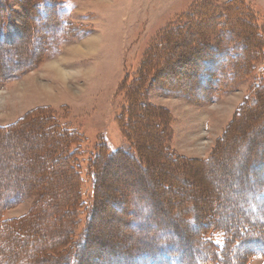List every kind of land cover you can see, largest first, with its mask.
Listing matches in <instances>:
<instances>
[{"label":"rangeland","instance_id":"obj_1","mask_svg":"<svg viewBox=\"0 0 264 264\" xmlns=\"http://www.w3.org/2000/svg\"><path fill=\"white\" fill-rule=\"evenodd\" d=\"M63 1L64 24L71 34L61 44L44 42L30 70L0 81V127L26 121L45 109L43 114L50 115L59 128L82 138L80 150L86 160L102 143L110 152L125 151L138 158L133 164L124 159L102 162L99 191V184L87 178L84 165L85 206L73 242L81 240L88 226L92 236L81 250L89 255L86 263L129 264L133 245L147 247L167 237L174 247L202 255L204 248L195 238L185 242L190 227L196 231L216 218L235 228L243 216L257 218L251 203L258 200L254 192L264 175L258 170L244 173V169L258 164L248 162L251 151H264V103L261 111H251L264 92V0ZM3 2L25 30L30 0ZM3 17L0 10L2 24ZM178 28L182 35L175 39L170 34ZM248 37L260 43L259 51L252 50L257 56L251 51L255 60L250 70L230 90L213 89L228 55L232 50L241 52ZM31 44L25 32L2 43L0 65L20 60V47L31 49ZM166 48L169 53L159 56ZM155 49L157 54L152 53ZM150 57L155 60L151 71ZM192 67L201 73L187 74ZM198 79L206 81L207 95L201 102L187 94ZM21 141L42 152L43 144L34 136ZM6 148L0 146V183L8 178L18 183L21 172L5 170V157L12 158ZM13 149L16 155L18 149ZM11 161L10 165L21 163ZM96 197L98 210L89 223ZM41 198L40 192L31 194L7 209L3 219L27 217ZM132 212L142 216L141 233L127 237L132 227L123 216ZM155 213L167 224L158 234H152L158 225L146 222ZM192 214L204 215L196 227ZM170 221L176 232L181 229L180 237L172 234ZM68 248L51 256H62ZM249 249L256 248L242 245L237 253ZM190 252L186 251L187 258ZM246 264H264V256L250 258Z\"/></svg>","mask_w":264,"mask_h":264},{"label":"trees","instance_id":"obj_2","mask_svg":"<svg viewBox=\"0 0 264 264\" xmlns=\"http://www.w3.org/2000/svg\"><path fill=\"white\" fill-rule=\"evenodd\" d=\"M3 1L0 0V10L5 13V17H3L5 19L4 24L0 22V45L12 37H22L23 32L30 37L31 43L35 44L34 47L32 44L30 45L31 49L20 47V60L0 65V81H9L32 68L37 61L36 58L44 50L42 45L44 42L52 45L61 44L71 33H68L66 24H64L63 0H30L31 8L26 11L29 23L24 25L26 31L16 24L12 11ZM170 35L175 39L179 38L182 35V29L178 28ZM243 43L247 45L241 48V52L232 50L228 55V62L218 72L220 78L214 81L213 89L230 90L250 70L252 61L257 56L253 51L260 50V43L249 40V37ZM166 50L167 48L158 53L155 49L152 53H158L160 56L165 52L169 53ZM152 59L150 57L147 63L150 71L155 61ZM181 59H185V56H182ZM189 73L191 75L195 73L193 67L189 68L187 74ZM195 74L198 76L197 72ZM205 86L206 81L198 79L194 87L187 90V94L198 98L199 101H196L201 102V99L207 95ZM263 103L264 92L260 94L259 103L257 102L252 108V113L261 111ZM136 104L132 113L136 111L138 105ZM44 112H46L45 109L40 110V113L35 117H30L26 121L8 127H0V146L5 144L6 150L12 153L11 159L8 156L5 157L7 161L4 163L5 170L8 174L9 167L16 174L18 171L21 172L18 183L15 179H13L15 183H11V178L0 183V264H87L86 257L89 255H84L81 250L89 237L92 236L88 226L81 240L78 243L73 242L75 230L79 224L80 212L85 206L81 194L83 174L85 173L84 165H87V178L94 185L99 184L97 187L99 191L101 189L100 177L105 169H101L102 162L121 161V159L130 164L139 162L138 158L130 156L128 152H110L108 146L103 143L91 158L86 160L82 155L85 152L82 153L80 150L82 138L80 139L79 135L65 130L63 127L59 128L53 118L43 114ZM133 120H136L135 115ZM31 135L40 140L41 145L43 144L40 154L38 150L31 149L30 145L22 144L21 140L25 141ZM14 146L18 149L16 155L15 152L13 154ZM216 157L212 158L209 163L214 162ZM15 159L22 164L10 165L9 161L14 162ZM248 162L251 164L258 162V164L244 169V173L258 170L260 174L264 175V151L261 153L251 151ZM251 180L253 183L256 182L254 177ZM19 184L22 186L20 187ZM36 192H40L42 198L35 212L17 221L3 219L7 209L18 205ZM254 193L258 200L251 203V206L254 207L255 212H258L257 218L249 215L243 216L235 228L216 221V218L209 220L204 227L198 228L196 231L189 228L190 232L187 235L188 238H185V242H188L187 239L195 238V242L204 248L202 255L192 254L189 248L174 247L172 239L167 237L153 241L147 247L133 245L132 252L128 256L129 264H246L250 258L258 255L264 256V213L262 211L260 213V209L264 210V182H260ZM97 199L98 197L95 198L89 209V223L92 222L98 210ZM138 200L142 202V198H138ZM203 216L192 214L191 221L194 227L197 226V223L202 222ZM123 217L126 225L132 227L130 232L128 231L127 237L141 233L138 231L140 227L138 223L142 219L139 212H132L129 216L127 214ZM146 222L149 225H158V230L153 231L152 234H158L163 228H167L166 223L162 224L159 221L157 213L152 218H148ZM173 223L170 221V225L168 224L172 228V234L180 237L181 229L178 228V232H176ZM176 225L178 226V224ZM140 236L144 237L143 234ZM66 245L69 248L64 251L62 256H51V252ZM242 245H253L256 249H249L240 255L237 253V248ZM186 251L191 253V257H186ZM68 259L69 261H67Z\"/></svg>","mask_w":264,"mask_h":264},{"label":"bare ground","instance_id":"obj_3","mask_svg":"<svg viewBox=\"0 0 264 264\" xmlns=\"http://www.w3.org/2000/svg\"><path fill=\"white\" fill-rule=\"evenodd\" d=\"M58 76H61V75H58ZM61 78V77H60Z\"/></svg>","mask_w":264,"mask_h":264}]
</instances>
